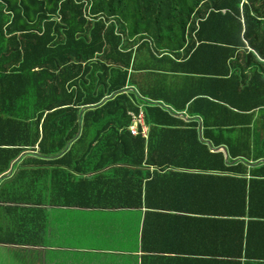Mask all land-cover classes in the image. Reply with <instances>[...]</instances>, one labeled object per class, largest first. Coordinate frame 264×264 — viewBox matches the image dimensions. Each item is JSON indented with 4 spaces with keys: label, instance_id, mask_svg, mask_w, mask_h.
Segmentation results:
<instances>
[{
    "label": "trees",
    "instance_id": "obj_1",
    "mask_svg": "<svg viewBox=\"0 0 264 264\" xmlns=\"http://www.w3.org/2000/svg\"><path fill=\"white\" fill-rule=\"evenodd\" d=\"M41 194L264 243V0H0V202Z\"/></svg>",
    "mask_w": 264,
    "mask_h": 264
},
{
    "label": "crops",
    "instance_id": "obj_2",
    "mask_svg": "<svg viewBox=\"0 0 264 264\" xmlns=\"http://www.w3.org/2000/svg\"><path fill=\"white\" fill-rule=\"evenodd\" d=\"M24 198L0 202V236L19 240L0 243V264H264L261 242H193L191 228L209 229L186 213L51 205L47 194ZM33 200L40 203H26ZM254 230L264 231V223Z\"/></svg>",
    "mask_w": 264,
    "mask_h": 264
},
{
    "label": "built area",
    "instance_id": "obj_3",
    "mask_svg": "<svg viewBox=\"0 0 264 264\" xmlns=\"http://www.w3.org/2000/svg\"><path fill=\"white\" fill-rule=\"evenodd\" d=\"M131 115L132 123L129 125V131L131 134H135V126L140 124L141 126V135L145 136V127L142 124V113L139 111L136 116H134L131 112H128Z\"/></svg>",
    "mask_w": 264,
    "mask_h": 264
}]
</instances>
